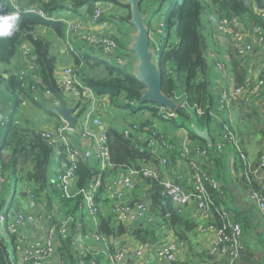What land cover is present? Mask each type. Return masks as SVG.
I'll use <instances>...</instances> for the list:
<instances>
[{
  "label": "built area",
  "instance_id": "2783aa9c",
  "mask_svg": "<svg viewBox=\"0 0 264 264\" xmlns=\"http://www.w3.org/2000/svg\"><path fill=\"white\" fill-rule=\"evenodd\" d=\"M3 1L18 14L55 20L36 4L28 5L24 0ZM251 8L252 12L262 19L263 25H250L238 17H231L226 21L204 16L211 21L209 26L207 25L210 41L206 59L210 67L212 64L221 73V83L212 86L220 106L228 107L234 100H241L244 103L253 102L259 106L264 118V70L259 77L252 78L251 73H248L244 82L237 86L232 79L231 70L226 67L228 66L226 59H229L230 52L234 53L237 59H246L255 49L264 54V8L255 5ZM116 9L119 8H114L111 3L98 1L91 14L83 12L82 16L77 17L79 19L66 20L58 16L56 20L65 24L64 37L60 39L63 49L73 51L75 44H84L82 45L84 50L91 57L126 71V68L131 66L133 58L129 51L126 50V53L122 51L121 45L116 41L119 36L116 26L111 21ZM44 33L45 30L40 29L34 33V36ZM155 51L157 53L158 49L155 48ZM19 60L24 67L20 71L21 79L33 67L34 54L29 44H21ZM75 71L72 65L55 71L60 93L74 106L73 114H78L74 126L69 128L68 124L58 116L59 118L54 117L52 121H48V126L45 128H37L51 147V157L58 164L52 185L65 199L81 194L78 217L82 220V216H86L96 223L98 213L107 210L95 199L98 187L103 185L104 197L109 200L113 222L125 226L136 224L153 227L156 232L155 241L134 240L128 234L110 239L98 234L96 228L84 227V223L76 216L66 215L60 204L56 202H54L56 220L52 225H47L45 220L48 216V208L36 203L30 189H21L16 192V199L21 198L20 195L23 193L26 208L18 207V204L13 205L14 201H10L9 196L0 210V232L5 236L10 234L21 237L22 240L20 245H15L17 264H49L54 258L58 259V264H64L60 258L62 254L60 247L69 237H72L70 247L75 257V264H97L91 254L105 255L111 264H176L179 262L177 254L184 243L175 237L174 232L164 222L151 213L150 205L145 198L148 189L146 179L158 181L162 187L161 195L170 200L177 212H186L199 222L194 231L198 236H211L206 252L211 264H244L246 234L242 224L234 213H230L225 226L214 223L212 195L207 188L210 184L222 193L221 188L210 179L212 175L209 174L216 156L227 153L230 155L229 164L236 165L233 152L240 144L234 132L228 129L217 131L213 133L214 140L211 139V143L206 148H202L189 139L185 130H177L174 134L168 135L161 130V127L154 125L156 128H146L145 131L148 133L144 135L138 132L136 123H128L123 128L124 136L135 134L138 138H144L148 148L160 158L162 164H167L175 151L178 181L174 182L165 177L160 179L159 173L149 166L131 167L119 171L117 175L104 182L100 175H97L91 178L86 189L79 190L75 173L77 162L83 160L100 170L112 168L106 142V128L103 125L111 114L113 104L108 94H99L82 86ZM34 91L36 92L34 99L42 100L48 109L50 105L58 103L56 95L49 90ZM180 103L179 106H182L183 102ZM129 104L138 103L131 101ZM154 106L159 109L163 118H175V111L168 112L163 107L155 104ZM239 159L247 164L248 174L261 185L259 190L247 191L246 196L258 208L264 219V178L261 173L264 166V145L255 163L248 161L245 154ZM181 168L185 169L186 181L181 174ZM4 180L0 175V185ZM14 194L15 192L13 197ZM31 224L39 231L36 239H32L29 234L31 238L24 236L26 228ZM72 228H74L73 233H71ZM87 241L94 245L93 248Z\"/></svg>",
  "mask_w": 264,
  "mask_h": 264
},
{
  "label": "trees",
  "instance_id": "16d2710c",
  "mask_svg": "<svg viewBox=\"0 0 264 264\" xmlns=\"http://www.w3.org/2000/svg\"><path fill=\"white\" fill-rule=\"evenodd\" d=\"M41 1L25 0L28 5L36 4L41 7L48 16L55 20H45L36 15L19 14L20 23L17 31L11 37L0 38V96L2 98L6 96L4 102L2 99L0 101V133H3V139L1 138L0 141V175L5 179L4 183L0 185V210L8 200L11 192L9 191V181L13 178V192H17L19 185H22L24 189H30L36 203L42 205L47 203L45 206L52 207L48 208L51 211L53 210L51 195L55 194L57 202L65 214L79 218L77 212L80 209L82 195L79 194L70 199L60 196L49 181V165L53 159L51 147L45 142L36 127L28 123L20 125L19 118L17 122L15 114L22 103L28 101L36 108L42 109L47 115L59 118L44 106L42 100L34 99L36 94L34 90L41 92L47 89L53 95L55 91H60L55 77L58 58L53 47L54 37L57 39L64 37L65 24L56 20L61 12L71 11L82 16L83 12L91 14L96 2H108L124 13L112 15L113 17L110 15L117 30V22H128L129 7L120 4L117 0ZM144 1L142 0L139 7L141 13L148 16L147 25L150 29L151 46L158 49L159 64L162 68L161 89L167 97L172 98L175 102H183V105H178L175 109V118L165 119L154 104L152 106V103L139 102L143 85L132 74L91 57L84 50L82 46L84 44L77 43L74 45L73 51L66 50V54L71 57L69 65L75 68L81 85L96 93L108 94L114 108L128 112L127 115L121 117L122 127H118L111 120L113 113L106 118L109 125L105 129V135L112 168L100 170L80 160L76 163L75 169L77 189H86L91 178L97 175H100L104 182L117 175L119 171L131 167L149 166L154 168L159 173L160 179L165 177L167 171L170 170V173L176 171L175 151L172 153L170 161L167 164H162L160 158L148 148L144 138H138L135 134H131L129 137L124 136L123 128L128 123L134 122L137 124L138 132L144 135L148 133L145 131L146 128L151 129L156 126L161 127V130L168 135L174 134L177 130H185L189 139L202 148H206L207 144L192 131V126L199 130H207L212 141L214 140L213 133L217 131L226 129L233 131L240 144L238 149H234L233 155L236 160L234 169L239 174L238 182L241 183V189L246 192L259 190L261 185L248 174L247 164L239 158L242 154L246 155L244 136L252 118H255L257 125H260L254 131L260 137L259 142H263V147L264 122L260 118V116L263 117V114L260 112L259 106L253 102L244 103L241 100H234L228 107L220 106L221 104L212 91L210 65L206 59V52L210 41L207 25L209 26L211 21L208 18L229 21L231 17H238L250 25H263L262 19L252 12L251 7L255 5L258 8H264V0H181L180 2L174 0L168 8L164 9L165 12H161V10L165 7L164 3L167 0H149L155 1L158 5V10L155 9L156 11L152 13L147 9L144 10ZM0 4L3 5L0 7V14L15 12L7 2L0 0ZM83 8L84 11L81 13ZM205 15L208 18L205 19ZM153 20L157 21L156 27L153 25ZM40 29H44L45 33L34 36V33ZM116 41L121 45L122 51L126 53L125 44L119 38ZM23 43L31 46L34 61L32 69L28 70L26 75L20 79V71L24 67L19 60V49ZM227 64L231 69L234 83L237 86L241 85L248 74V62L237 59L234 53L230 52ZM131 101H137L138 104L130 105ZM9 106L10 109L6 110ZM230 115L233 118L231 120ZM161 124H167V126ZM61 158L64 157L61 156ZM217 158L223 160L225 157L222 154L216 156L213 159L214 163ZM56 165L58 166L57 163ZM56 173L57 168L55 175ZM146 181L148 189L145 198L150 205L151 213L158 220L164 222L174 232L175 237L186 243L190 250L192 241L189 234L195 231L199 222L186 212H177L170 200L161 195L162 187L158 181L154 179H146ZM172 181H178L175 175L172 176ZM207 188L212 195L213 221L218 226H225L230 213H234L227 207V202L223 201L226 192L221 193L210 184L207 185ZM104 192L105 187L101 185L95 194L96 201L107 209L97 215L96 232L98 234L110 239L128 234L134 240L155 241L156 232L153 227L115 224L109 210V200L104 197ZM79 220L82 221L80 218ZM73 232L74 228L71 229V233ZM15 238L14 235L5 236L0 232V264H17L16 252L12 255L10 251L11 242H14ZM71 240L72 237H69L60 247L61 260L65 264H75V257L70 247ZM9 241L10 243H8ZM13 247L16 250V247ZM88 258H90L89 255ZM176 264L183 263L177 262Z\"/></svg>",
  "mask_w": 264,
  "mask_h": 264
},
{
  "label": "crops",
  "instance_id": "0c3cea01",
  "mask_svg": "<svg viewBox=\"0 0 264 264\" xmlns=\"http://www.w3.org/2000/svg\"><path fill=\"white\" fill-rule=\"evenodd\" d=\"M25 1V0H24ZM84 11V8L81 10V13ZM60 18H64V19H79L77 17L78 14L75 12H71V11H66L64 14H60L59 15ZM81 18V17H80ZM55 38V43L59 42L60 44V49L58 50L60 58H58L57 60V70L61 69L62 67L65 66H69L70 62H65L64 60H62L63 56H68V54H66V50L63 49L62 43L60 39ZM54 43V45H55ZM247 59V60H246ZM246 59H243L244 62H248V73H251L250 77H259L260 75H262L263 70H264V54L260 51L255 49L253 53H251ZM228 60V59H226ZM227 69L230 71V67L226 66ZM210 78H211V82H212V86H216L219 83H221V73L214 68V66L211 64L210 67ZM3 90V88L1 87V91ZM2 99V102H4L6 100V96L4 98H2V96H0V101ZM25 104V102H24ZM32 107H35L32 103L31 105ZM36 108V107H35ZM1 110V107H0ZM42 113L45 114L44 116L46 117L45 119L41 120V122L39 124H37V126L34 125V127L36 128H45L47 125L48 121H52V118L50 115H47L46 113H44V111L41 109ZM120 112V116L122 115H127V111L123 110L122 113V109H117L112 107L111 110V114L113 113V117L111 118V120H113L114 123H116V125L118 127H122V120L121 118H117ZM115 114V117H114ZM49 116V117H48ZM131 116V115H130ZM229 117V116H228ZM1 118V116H0ZM20 119L19 116H16V121L17 119ZM230 120L233 119L232 115H230ZM261 120L264 122V118L262 116H260ZM18 119V121H19ZM28 121L30 120L28 117L26 118ZM17 121V122H18ZM107 124L109 125V122L106 121ZM162 125V124H161ZM162 126H167V124H163ZM255 129H246L245 132V136H244V145L246 147V158L248 161H250L251 163H255L258 160V157L260 155L261 150H254L255 148H260L263 144V142H259L260 137L257 134L256 131H254ZM249 131V132H248ZM254 131V132H253ZM180 133V132H179ZM3 137V133H0V141L1 138ZM251 138V139H249ZM254 143V144H253ZM228 160V157L225 156V159L222 160L221 163H219V165L221 166V170H219V173L215 172V175L217 178H220V176L222 178H225V181H234V183H236L237 188H238V193L242 192V199L243 202L240 205H231V201H229V199H227V207L231 210L234 211V214L236 215L237 220L242 224L243 230L246 234V246H245V252H244V264H264V219L262 218L258 208L251 203L248 199H247V192L242 190L241 188V183L238 182V172L235 173V169H233V174L235 173L236 175V179H229L231 178L229 175V172L227 171L228 166L226 165ZM225 164V165H223ZM56 162L52 159L50 165H49V181L50 183L53 182V180L55 179V172H56ZM262 173V177L264 178V169H262L261 171ZM181 174L183 176V179L186 181V172L184 168H181ZM213 175V174H211ZM220 175V176H219ZM165 178H168L170 180H172V175L171 173H169L168 175H165ZM214 181V179H213ZM188 182V181H187ZM186 182V183H187ZM222 192L224 193V191L226 192L225 194L228 196L231 193V189L230 187H228L227 185L221 187ZM9 191H12V188H9ZM14 191V189H13ZM14 193V192H13ZM16 193V192H15ZM17 194V193H16ZM21 198L16 199L17 197L14 196L13 201H15V203H13V205L18 204V207H22V208H26V202L25 199L23 198L22 194L20 195ZM51 197H53V210H49L47 211L48 216L47 219L45 220L47 225H52L55 220H56V216H55V207L56 205L54 204V202L57 203V201L55 199H57L55 197V194H52ZM45 203V202H43ZM47 204V203H45ZM44 204V205H45ZM242 205V206H241ZM49 209H51L52 207H48ZM82 222L84 223V225L87 227V229H94L97 227L98 225V221L96 223V221H93L91 218H87L86 216L83 217ZM42 225L44 227H46L43 223ZM32 237V239H36L38 238L39 235V231H37V229L35 228L34 225H29L24 233V236L31 238L29 235ZM191 237V245L192 248L189 250L188 245L186 243H184V245L181 246V248L179 249L178 252V257H179V263H187V264H211L210 263V257L207 255V247L210 243L211 240V236H204V237H200L198 236L195 232L190 233L189 234ZM20 238V239H19ZM16 237L14 242H13V246L15 245H20L21 244V237ZM88 242V241H87ZM89 243V242H88ZM90 247L93 248L94 245H92V243L90 244ZM13 246H10V248H12ZM91 257L95 258L94 260H96L97 264H111L109 262V260L107 259V257L105 255H96V254H91ZM61 258V257H60ZM49 264H58V259L54 258L50 261ZM65 264V263H64Z\"/></svg>",
  "mask_w": 264,
  "mask_h": 264
},
{
  "label": "water",
  "instance_id": "95a60500",
  "mask_svg": "<svg viewBox=\"0 0 264 264\" xmlns=\"http://www.w3.org/2000/svg\"><path fill=\"white\" fill-rule=\"evenodd\" d=\"M120 4L128 6L130 10L129 24L134 30L129 33L131 39L130 44L126 47L131 52L133 58L132 69L130 72L142 85L140 91V103H152L165 108L168 112H173L179 103L172 98L167 97L162 89V68L159 64L158 54L151 46L150 30L147 25V14H142L139 4L142 0H117ZM4 77H7L4 75ZM58 99L56 105H50L49 109L55 116H59L64 120L69 128L75 124L78 114H73L74 106L69 103L60 91H55ZM105 122L103 127L107 128ZM192 131L203 139L207 145L211 143V137L207 130H199L192 126ZM264 169V166H263ZM23 195V193H22Z\"/></svg>",
  "mask_w": 264,
  "mask_h": 264
},
{
  "label": "rangeland",
  "instance_id": "374dc122",
  "mask_svg": "<svg viewBox=\"0 0 264 264\" xmlns=\"http://www.w3.org/2000/svg\"><path fill=\"white\" fill-rule=\"evenodd\" d=\"M47 1H50V0H42L41 2H47ZM172 1H174V0H167L164 3L165 7L163 8V10H161V12H165L164 9L168 8L169 4ZM178 1L180 2L181 0H178ZM146 9L150 13H152V12H155L156 11L155 9L158 10V5H157V3L155 1L145 0L144 1V10H146ZM65 12L66 11H63V12H61V14L62 13L64 14ZM129 12H130V10H128V13ZM114 14L115 15H122L124 13L122 11H120L119 9H116V12H114ZM142 14H145V13H142ZM156 23H157V21H154L153 20V25L155 27H156ZM116 24H117V33H118L119 39H120L121 42H123L125 44V49H126V47L130 44V41H131V39L129 37V33H131L134 30V28L129 24V20H128V22L121 21V22H117ZM59 49H60V44H59V42L58 43L56 42L55 45H54V47H53V51L57 55V58H60V55H59V52H58ZM129 53H131V52L129 51ZM70 58L71 57H68V56H65L64 55L63 58H62V60H64L65 62L68 63V62H70ZM208 61H209V63L211 62L209 59H208ZM126 71L132 72L133 71L132 65L129 68H126ZM92 73H94V72H92ZM30 105H31V103H29L28 101H25V104L23 102L22 105H21V107L17 110L15 116H19L20 117V119H19V122L21 123L20 125H24L25 123H28L31 126H34V125L37 126V124H39L41 122V120H43V119L46 118L44 116L45 114L42 113L41 109L32 107ZM9 109H10V106L8 108H6V110H9ZM117 113H119L118 114L119 116L117 118L118 119L121 118L122 116H120L121 115L120 112L117 111ZM52 114H53V112H52ZM27 117L30 119L29 121L26 120ZM258 127H260V125H257V120L255 118H252L251 122H249V124H248V126H247L246 129H256ZM249 139H251V138H249ZM258 149L261 150L262 149V146L260 148H255L254 147V150H258ZM222 155H224V157L225 156L228 157V160L226 162L227 163L226 165L228 166L227 171L229 172V175L231 177L229 179L230 180L231 179L235 180L236 179V175H235L236 172L233 174V167L234 166L233 165L231 166L229 164V157H230V155L227 154V153H223ZM217 160H216V163H213L212 164V166H211V168L209 170V174L211 172L213 173L212 177L210 176V179H212V180L214 179V183L218 186V188H221V187H223L225 185H227L228 187H230L231 193L229 195V198H227L228 196L226 195V197L223 199V201H226L227 202V199H229V201H231V203H230L231 205H235V204L236 205L237 204L240 205L243 202V199H242L243 195H242V192L241 193H238V188H237L236 183H234V181H228L227 182V181L224 180L225 178H222L220 175H219L220 178H217L216 177L215 172L216 173H219V170H221V166L219 165V163L222 162V160L220 158H217ZM223 165H225V164H223ZM169 173H170V170L167 171L165 175H168ZM176 174H177V171H171V175L172 176H174V175L176 176ZM9 185H10V188L14 189V181H13V178L10 179ZM18 188L20 190L23 187H22V185H19ZM14 195L16 196V193ZM9 196H10L9 197V200L10 201L14 199V198L11 199V197H13V190L9 193ZM55 200L57 201V199H55ZM13 203H15V201ZM86 234H88V231H86ZM8 243H10V241ZM11 246H13V242H11ZM10 251H11L12 255H14L15 252H16V250H14L13 247L10 248Z\"/></svg>",
  "mask_w": 264,
  "mask_h": 264
},
{
  "label": "clouds",
  "instance_id": "9594fccd",
  "mask_svg": "<svg viewBox=\"0 0 264 264\" xmlns=\"http://www.w3.org/2000/svg\"><path fill=\"white\" fill-rule=\"evenodd\" d=\"M0 7H3L0 4ZM20 16L16 12L0 14V38L11 37L18 29Z\"/></svg>",
  "mask_w": 264,
  "mask_h": 264
}]
</instances>
